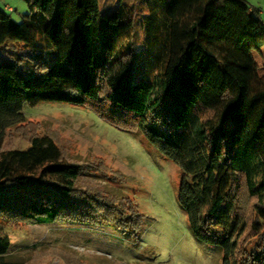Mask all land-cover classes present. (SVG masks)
I'll use <instances>...</instances> for the list:
<instances>
[{
	"label": "trees",
	"instance_id": "1",
	"mask_svg": "<svg viewBox=\"0 0 264 264\" xmlns=\"http://www.w3.org/2000/svg\"><path fill=\"white\" fill-rule=\"evenodd\" d=\"M23 1L19 22L0 7V264H23L3 221L142 224L131 200L79 186L81 166L50 136L32 130L28 148L2 149L6 131L27 127L23 105L43 101L141 132L179 167L177 204L194 238L217 245L222 264H264V74L253 53L264 10L249 0H118L108 11L99 0Z\"/></svg>",
	"mask_w": 264,
	"mask_h": 264
},
{
	"label": "rangeland",
	"instance_id": "2",
	"mask_svg": "<svg viewBox=\"0 0 264 264\" xmlns=\"http://www.w3.org/2000/svg\"><path fill=\"white\" fill-rule=\"evenodd\" d=\"M117 1L99 0L100 9L108 11ZM249 1L264 10V0ZM0 7L17 22L29 11L23 0H0ZM253 53L264 74V44L253 47ZM23 114L27 127L6 131L2 149L28 148L32 130L50 136L65 162L81 166L79 186L98 190L118 204L131 200L142 224L137 232L130 227L124 233L113 225L89 222L3 221L12 256L23 264H222L219 247L194 238L177 204L179 167L141 132L118 128L91 109L67 102L24 104Z\"/></svg>",
	"mask_w": 264,
	"mask_h": 264
}]
</instances>
